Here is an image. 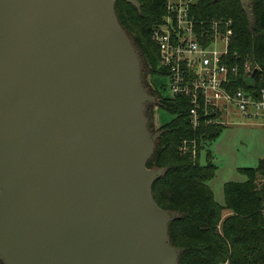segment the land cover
<instances>
[{"label":"water","instance_id":"1","mask_svg":"<svg viewBox=\"0 0 264 264\" xmlns=\"http://www.w3.org/2000/svg\"><path fill=\"white\" fill-rule=\"evenodd\" d=\"M117 2L0 0L5 264H178L177 213L153 194L164 169L148 167L156 98Z\"/></svg>","mask_w":264,"mask_h":264},{"label":"trees","instance_id":"2","mask_svg":"<svg viewBox=\"0 0 264 264\" xmlns=\"http://www.w3.org/2000/svg\"><path fill=\"white\" fill-rule=\"evenodd\" d=\"M138 1L140 9L126 0H118L116 12L141 56L146 87L144 79L148 71L164 73L158 67L159 49L151 31L163 20L165 9L164 0ZM197 11L200 18L233 19L231 59L233 63L249 62L258 68L252 85L264 87V0H250L248 11L239 0H200ZM239 80L238 88L251 87L246 79ZM149 93L156 97V102L146 104L148 130L152 134L161 132V136L148 167L164 169L153 185V194L163 209L177 213L169 223V236L171 244L179 250L178 264H264V158L256 167H241L247 179L225 183V202L219 203L208 183L217 166L209 154L206 163L200 160L203 141L215 140L224 126L202 129L196 159L181 154V141L196 134L188 118L189 100L163 97L152 89ZM156 106L175 114L158 128L154 117ZM226 210L229 213L224 217ZM0 264H5L1 257Z\"/></svg>","mask_w":264,"mask_h":264},{"label":"built area","instance_id":"3","mask_svg":"<svg viewBox=\"0 0 264 264\" xmlns=\"http://www.w3.org/2000/svg\"><path fill=\"white\" fill-rule=\"evenodd\" d=\"M200 0H164L165 15L151 31L159 49L158 67L168 79L173 97L190 102L188 118L196 132L184 138L181 154L195 159L203 128L237 124L264 126V87L238 88L255 69L233 63L232 18H200ZM247 83V81H246Z\"/></svg>","mask_w":264,"mask_h":264},{"label":"rangeland","instance_id":"4","mask_svg":"<svg viewBox=\"0 0 264 264\" xmlns=\"http://www.w3.org/2000/svg\"><path fill=\"white\" fill-rule=\"evenodd\" d=\"M157 78L155 83L160 95L173 97L168 87L167 77L161 74ZM154 117L156 128H158L161 124L171 121L175 114L162 106H156ZM210 141H203L200 161L203 164L206 163V157L209 154L210 159L217 166L215 176L208 183L214 192L215 199L224 204L225 183L245 181L247 176L240 171V168L256 167L260 159L264 157V126L259 123L229 125L223 128L214 141ZM226 211L224 217L229 213L228 210Z\"/></svg>","mask_w":264,"mask_h":264},{"label":"flooded vegetation","instance_id":"5","mask_svg":"<svg viewBox=\"0 0 264 264\" xmlns=\"http://www.w3.org/2000/svg\"><path fill=\"white\" fill-rule=\"evenodd\" d=\"M145 71H147V70L145 69ZM159 76H160V74L151 73L148 71L147 75H145V79H144V83H145L146 87L148 89H152L154 91L159 92V90L156 87V83H155V81H157V79H158L157 77H159Z\"/></svg>","mask_w":264,"mask_h":264},{"label":"crops","instance_id":"6","mask_svg":"<svg viewBox=\"0 0 264 264\" xmlns=\"http://www.w3.org/2000/svg\"><path fill=\"white\" fill-rule=\"evenodd\" d=\"M248 125V124H247ZM224 127H226V126H224ZM214 141V140H213ZM264 158V157H263ZM226 213H227V211H226Z\"/></svg>","mask_w":264,"mask_h":264}]
</instances>
